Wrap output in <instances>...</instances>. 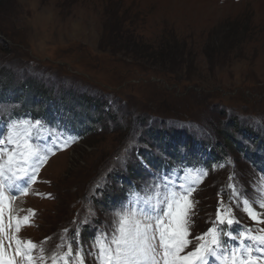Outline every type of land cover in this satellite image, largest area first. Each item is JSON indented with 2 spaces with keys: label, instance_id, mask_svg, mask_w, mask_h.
I'll use <instances>...</instances> for the list:
<instances>
[{
  "label": "rangeland",
  "instance_id": "rangeland-1",
  "mask_svg": "<svg viewBox=\"0 0 264 264\" xmlns=\"http://www.w3.org/2000/svg\"><path fill=\"white\" fill-rule=\"evenodd\" d=\"M9 118L79 137L14 201L20 217L35 210L23 239L49 238L50 255L87 218V252L157 174L198 166L209 174L193 195L195 244L231 174L250 196L264 187V0H0V134ZM47 136L37 143L51 147ZM231 207L233 232L264 228Z\"/></svg>",
  "mask_w": 264,
  "mask_h": 264
},
{
  "label": "snow or ice",
  "instance_id": "snow-or-ice-1",
  "mask_svg": "<svg viewBox=\"0 0 264 264\" xmlns=\"http://www.w3.org/2000/svg\"><path fill=\"white\" fill-rule=\"evenodd\" d=\"M45 131L48 136L44 139L51 147L37 143ZM0 136V264H86L87 256L96 264H264V228L231 230L239 223L232 204L264 225V187L250 196L234 183V173L228 178V201L218 193L221 199L213 226L196 236L197 243L193 244L192 217L198 204L193 195L209 174V169L198 166L157 174L146 191L135 193L136 199L113 212L109 229L97 230L87 252L80 241L81 226L90 223L85 218L72 237L68 236L69 229H64L60 242L48 255L42 245L49 238L37 244L20 236L23 228L33 226L35 210L27 209L30 215L20 217L14 201L30 194L50 155L67 149L79 137L53 131L40 120L10 118Z\"/></svg>",
  "mask_w": 264,
  "mask_h": 264
},
{
  "label": "trees",
  "instance_id": "trees-1",
  "mask_svg": "<svg viewBox=\"0 0 264 264\" xmlns=\"http://www.w3.org/2000/svg\"><path fill=\"white\" fill-rule=\"evenodd\" d=\"M171 52V54H175V52L172 50V51H170ZM221 53L223 54L224 53V48L223 47H221ZM176 55V54H175ZM148 61H152V60H150L149 58H148V60H147V62ZM139 65H137V69L139 70V73L140 74H152V75H154V72H162V73H166V72H164L163 70L164 69H159V68H156V67H153V63L152 64H147V63H140V62H137ZM152 65V66H151ZM160 67V66H159ZM156 68V69H155ZM84 147L83 148H85V149H89V148H92L93 146L91 145V144H85V145H83Z\"/></svg>",
  "mask_w": 264,
  "mask_h": 264
},
{
  "label": "bare ground",
  "instance_id": "bare-ground-1",
  "mask_svg": "<svg viewBox=\"0 0 264 264\" xmlns=\"http://www.w3.org/2000/svg\"><path fill=\"white\" fill-rule=\"evenodd\" d=\"M54 159H55V158H54ZM52 161H53V160H51L50 162H52ZM21 202H22V200H20V203H21ZM20 203H19V204H20ZM21 208H23V207H21ZM21 208H20L19 210H22ZM257 210H258V209H257ZM258 211H260V210H258Z\"/></svg>",
  "mask_w": 264,
  "mask_h": 264
}]
</instances>
